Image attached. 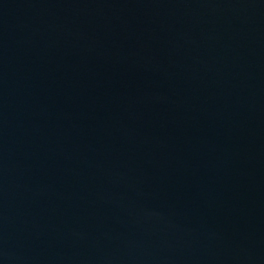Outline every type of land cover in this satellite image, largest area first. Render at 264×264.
<instances>
[{"label": "water", "instance_id": "95a60500", "mask_svg": "<svg viewBox=\"0 0 264 264\" xmlns=\"http://www.w3.org/2000/svg\"><path fill=\"white\" fill-rule=\"evenodd\" d=\"M0 264H264V0H0Z\"/></svg>", "mask_w": 264, "mask_h": 264}]
</instances>
